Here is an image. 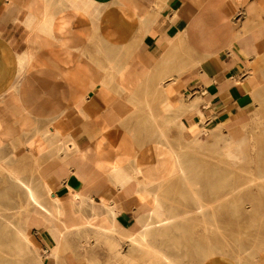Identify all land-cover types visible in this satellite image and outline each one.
<instances>
[{
	"label": "crops",
	"instance_id": "obj_1",
	"mask_svg": "<svg viewBox=\"0 0 264 264\" xmlns=\"http://www.w3.org/2000/svg\"><path fill=\"white\" fill-rule=\"evenodd\" d=\"M261 80L264 0H0V153L37 166L35 188L9 176L41 264H140L143 218L167 212L149 117L230 134Z\"/></svg>",
	"mask_w": 264,
	"mask_h": 264
},
{
	"label": "rangeland",
	"instance_id": "obj_2",
	"mask_svg": "<svg viewBox=\"0 0 264 264\" xmlns=\"http://www.w3.org/2000/svg\"><path fill=\"white\" fill-rule=\"evenodd\" d=\"M258 89L257 110L247 125L230 134L216 135L212 140L210 133H200L197 144L191 143L188 148L184 147L176 119L149 117L148 129L152 132L148 134V148L141 150L140 157L143 153L151 154L150 175H158L154 179L160 180L148 184L155 186L156 195L164 209L171 211L177 229L164 241L158 237L151 239L150 249L133 248L132 254L139 256L140 264H162L156 251L169 254L173 251L177 258L182 255L177 264H257L258 256L264 252V182H261L264 179L257 177L264 175L260 173L264 171V80ZM172 109L164 107V113H171ZM170 150L180 152L182 159L197 170L196 189L175 175L176 167L169 155L166 166L159 161V154ZM35 168L27 158L12 159L0 153V205L21 230L32 207H27L22 190L12 186L9 174L26 178L35 188ZM195 201L204 203L208 218L196 216ZM174 238L177 245L171 246L169 252L165 246ZM30 252L22 257L12 254L6 239H0V259L15 264H41L43 255L36 248Z\"/></svg>",
	"mask_w": 264,
	"mask_h": 264
},
{
	"label": "bare ground",
	"instance_id": "obj_3",
	"mask_svg": "<svg viewBox=\"0 0 264 264\" xmlns=\"http://www.w3.org/2000/svg\"><path fill=\"white\" fill-rule=\"evenodd\" d=\"M190 103H193V101L190 102ZM192 105H195V103L191 104V106ZM192 109H193V106H192ZM179 125H180L179 128H181V130L183 131V133H182V139H183L184 143L186 144V145H184V147H187V148L191 145V143H196L197 144L198 136H199L200 133H203L204 135H206L207 132H208V134L210 133L211 134V137H210L211 140L213 138H216V135H219L220 134V133L219 134H216L219 131L218 129H216V130L213 129L211 131L210 130L207 131V130H205L202 127H201L200 130L195 127L194 132H192V135H189V129H186L185 127L182 128L183 125L181 123ZM223 134H224V132L222 133V135ZM262 134H264V133H262ZM197 147H198V145H197ZM212 152H214V151H212ZM216 153H220V152H216ZM252 154H253V152H252ZM168 155L172 158V161L175 164L174 167H176V171H177L175 175L179 176L182 180H184L185 181V184H187L188 186L190 185L191 188L196 189L197 188V183H196V180L197 179L194 178V175L198 174L197 173V170L195 168H192L190 165H188L182 159V156H181V153L180 152H176L174 150H170L167 153H164V154L161 153L160 154V157H162V159H163V157L166 158ZM218 156H220V155H218ZM251 156H253V155H251ZM262 169H264V168H262ZM133 172H135V171H133ZM260 173H264V171L260 170ZM257 177H259L260 180L261 179H264V175H260V176H257ZM261 182H264V180H262ZM19 185L22 188L25 189V192H26L27 195L30 194V190L28 189L26 183H24V182L21 183L20 182ZM149 197H151L150 198L151 201L150 200L149 201L152 202V203H154L155 201H159L160 202V199L157 198L155 195L149 194ZM194 206H195L194 211H195L196 216H202L203 219H205L206 217L208 218V216L206 215L207 212H208V209H206L204 203H201L200 201H195ZM6 211L7 210L5 208L1 207V205H0V239H3V238L6 239V246L9 249V251L12 252V254H14V251L17 248L21 252L31 253L30 250L31 249H34L35 247L31 243L30 236L28 235V232L25 229V225H24V227L22 226L24 228L23 230H21V228H18L19 225L16 226L17 224L13 222V217L11 215H9V214H6ZM170 212L171 211H168L167 210V212L161 218L156 217L152 212H149L146 217L143 216L144 217L143 218V224H142L143 225V229H142V231H140L135 236L134 242L137 245H142V244L143 245H146L147 248L150 249V242H151V239H153L154 237L155 238L158 237V238H160V239L163 240V238L168 237L169 235H171V233L173 234L174 231L177 229L175 227L176 220L173 218V216H172V214ZM209 216H211V215H209ZM174 237H176V236H174ZM132 238L130 240H132ZM171 238H173V236H171ZM169 240H171V239H169ZM175 242H176V240L174 238L173 242H170V243H168L169 245H166L165 246V248H167L166 250H168L170 252L169 249H171V246L174 247ZM19 244H20V246H19ZM175 245H177V244H175ZM139 249L140 248H138V250ZM174 249L176 250V248H174ZM19 251H16V252H19ZM179 251H178V253H180ZM171 252L172 253L169 254V253H166V251H165V253H162L160 251H156V254L159 257V260L162 262V264H177L180 261L179 260L177 262V259L182 258V255L180 257L178 256V258H177V257H175V252H173V251H171ZM171 254H174V255H171ZM224 261H225V256H224ZM0 264H15V263H13V261L10 263L7 260L5 261V260H3V258H1L0 259ZM17 264H22V262L21 263H17ZM239 264H242V262L241 263L239 262Z\"/></svg>",
	"mask_w": 264,
	"mask_h": 264
}]
</instances>
